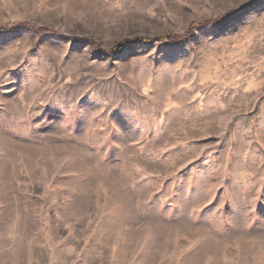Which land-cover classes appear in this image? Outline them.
Returning a JSON list of instances; mask_svg holds the SVG:
<instances>
[{
  "label": "rangeland",
  "instance_id": "rangeland-1",
  "mask_svg": "<svg viewBox=\"0 0 264 264\" xmlns=\"http://www.w3.org/2000/svg\"><path fill=\"white\" fill-rule=\"evenodd\" d=\"M0 26V264H264V0H0Z\"/></svg>",
  "mask_w": 264,
  "mask_h": 264
},
{
  "label": "trees",
  "instance_id": "trees-1",
  "mask_svg": "<svg viewBox=\"0 0 264 264\" xmlns=\"http://www.w3.org/2000/svg\"><path fill=\"white\" fill-rule=\"evenodd\" d=\"M241 9L240 6L234 7L232 8L230 11H228L225 15L228 16L231 13H233L235 10H239ZM214 20H218V19H214ZM204 22L202 21H194L190 24V26L188 27V29L185 31V33L183 34H168L165 36H160V37H145V36H135L132 38H126V39H122L121 41H119L118 43H115V45H112L111 47L108 48H102L99 47L98 45H95L96 48L104 53H116L120 50H123L124 48H126V46L129 43H133V42H141V41H152L154 39L156 40H163L169 44H175L178 43L179 41H181L182 39L186 38V36H189L190 34H193L194 29H196L197 27H200ZM12 26H0V31H4V30H10L12 29Z\"/></svg>",
  "mask_w": 264,
  "mask_h": 264
}]
</instances>
